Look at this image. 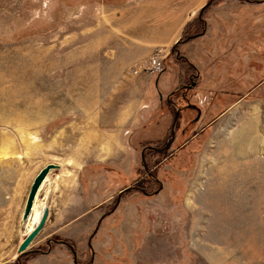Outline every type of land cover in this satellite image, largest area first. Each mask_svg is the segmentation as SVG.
Here are the masks:
<instances>
[{"label":"rangeland","instance_id":"1","mask_svg":"<svg viewBox=\"0 0 264 264\" xmlns=\"http://www.w3.org/2000/svg\"><path fill=\"white\" fill-rule=\"evenodd\" d=\"M211 1L0 0V264H264V0Z\"/></svg>","mask_w":264,"mask_h":264},{"label":"water","instance_id":"2","mask_svg":"<svg viewBox=\"0 0 264 264\" xmlns=\"http://www.w3.org/2000/svg\"><path fill=\"white\" fill-rule=\"evenodd\" d=\"M215 0H212L210 3H208L205 7L202 8L201 10V13H200V17L202 16V14L213 4ZM193 87H190L188 90L192 89ZM188 108H191V106H189ZM199 111V114H198V117H197V120L200 119L201 117V111ZM180 113L181 111L178 110L177 111V115H176V119H175V123H174V126H173V130H172V134H173V138H172V141L175 139V130H176V126H177V123H178V120H179V117H180ZM170 145L167 146V148L169 147ZM142 162L143 164H145V157H144V152L142 154ZM60 169V166L58 165H54V164H50L48 165L47 167H45L39 174L38 176L36 177L32 187H31V190H30V193H29V196H28V199H27V202H26V205H25V209H24V214H23V223H26L28 220H29V217L32 213V210H33V206H34V203H35V200H36V197L39 193V190L43 184V182L45 181V179L47 178V176L51 173V171L53 170H59ZM127 192V191H123L122 193H120L119 195V200L121 199L122 195ZM48 218H49V209H46L44 211V214H43V218L40 222V224L36 227V229L30 234L28 235L24 241L20 244L19 246V249H18V254H19V258L24 256L25 254L28 253V249L30 248V246L33 244V242L35 241V239L39 236V234L42 232V230L44 229L47 221H48ZM104 220V217L98 222L97 224V227H96V230L94 232V234L92 235V237L90 238V241H89V247L93 250V247H92V244H91V241L93 239V237L97 234V232L99 231L100 229V226L102 224V221Z\"/></svg>","mask_w":264,"mask_h":264},{"label":"flooded vegetation","instance_id":"3","mask_svg":"<svg viewBox=\"0 0 264 264\" xmlns=\"http://www.w3.org/2000/svg\"><path fill=\"white\" fill-rule=\"evenodd\" d=\"M195 85H196V83L195 82H191V85H190V87H195ZM185 87V85H183V88ZM189 87V88H190ZM186 88V87H185ZM184 90V89H183ZM185 92L186 91H188V89L186 90H184ZM185 97H186V94L184 95ZM172 97H174V95L172 96ZM185 97H183V98H185ZM172 103V102H171ZM189 106H191V108H188ZM186 110H196L198 113H199V111H198V109H197V107L196 106H194V105H191V104H188L187 105V107H186ZM181 113H182V111H181ZM180 113V114H181ZM176 115H177V112H176ZM175 119H176V117H175ZM194 123V122H193ZM177 127V126H176ZM172 130H173V128H172ZM172 138H173V134H172V137L164 144V145H162V146H156V147H153V146H151V147H146V148H144V157H145V164H143V170H144V173H143V177L145 178L146 176H148V174H149V176H151V174L150 173H154L153 172V170L150 168V166L148 165V160H147V156H149V155H151V154H154V155H165V154H168L169 153V151H170V148L172 147V145H173V143H174V141H175V139L172 141ZM168 145H170L168 148H167V146ZM151 165V164H150ZM152 177V176H151ZM149 178V177H148ZM150 179V178H149ZM145 180V179H144ZM138 191V190H142L141 188H139V187H131V188H129V189H127V190H125V191H127L128 193L130 192V191ZM144 192V191H143ZM125 194V193H124ZM75 254V253H74ZM75 256H76V254H75ZM75 263H77V262H75Z\"/></svg>","mask_w":264,"mask_h":264},{"label":"built area","instance_id":"4","mask_svg":"<svg viewBox=\"0 0 264 264\" xmlns=\"http://www.w3.org/2000/svg\"><path fill=\"white\" fill-rule=\"evenodd\" d=\"M166 59V51L157 48L152 54L151 58L143 64L142 67H134L131 75L140 76L143 72L160 74L164 70V63Z\"/></svg>","mask_w":264,"mask_h":264},{"label":"bare ground","instance_id":"5","mask_svg":"<svg viewBox=\"0 0 264 264\" xmlns=\"http://www.w3.org/2000/svg\"><path fill=\"white\" fill-rule=\"evenodd\" d=\"M162 50H164V49H162ZM69 166H72V164H70ZM50 174L47 176V178L43 182V184L39 190V193L36 197V200H35V203L33 206V210H32V213L29 217V220L25 223V225L27 226V235H30L36 229V227L40 224V222L43 218V214H44V211L46 210V208L45 207L43 208V205L42 206L39 205V196L42 193V191L45 189L46 185L49 183Z\"/></svg>","mask_w":264,"mask_h":264}]
</instances>
